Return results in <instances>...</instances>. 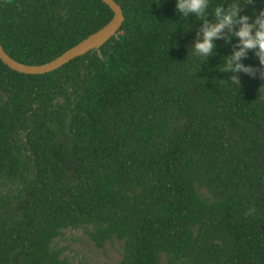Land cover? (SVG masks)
<instances>
[{"label":"trees","instance_id":"obj_1","mask_svg":"<svg viewBox=\"0 0 264 264\" xmlns=\"http://www.w3.org/2000/svg\"><path fill=\"white\" fill-rule=\"evenodd\" d=\"M114 1L115 32L57 67L0 60V264H79L51 246L77 226L120 241L99 264H264V80L221 83L231 45L193 55L202 21L176 0ZM230 2L209 0V22ZM240 6L251 22L264 0ZM110 15L101 0H0V45L44 62ZM241 63L260 67L252 51Z\"/></svg>","mask_w":264,"mask_h":264},{"label":"clouds","instance_id":"obj_2","mask_svg":"<svg viewBox=\"0 0 264 264\" xmlns=\"http://www.w3.org/2000/svg\"><path fill=\"white\" fill-rule=\"evenodd\" d=\"M253 2L254 0H247V5ZM208 8L209 0H176V10L183 17L195 16L198 21H202L203 26L197 33L194 47H190L193 55L208 59L215 55L213 41L223 39L226 44L231 45L233 51L223 58V66L219 70L220 73L230 75L227 80L220 82H228L230 86L240 89L241 81L237 73H244L252 78H256L259 73V78L264 80V9L254 13L255 19L250 22L249 16L240 14L244 9L240 6V0H231L226 8L224 4L214 8L211 13L212 22H209ZM234 38L238 43H231ZM249 51L258 58L259 68L241 63L248 58ZM255 212V208H250L246 215H255Z\"/></svg>","mask_w":264,"mask_h":264},{"label":"water","instance_id":"obj_3","mask_svg":"<svg viewBox=\"0 0 264 264\" xmlns=\"http://www.w3.org/2000/svg\"><path fill=\"white\" fill-rule=\"evenodd\" d=\"M111 10L110 17L99 27L87 33L82 38L63 49L52 58L40 63H24L9 56L0 45V60L7 67L23 73H40L51 70L71 57L93 48L112 35L118 27L122 13L114 0H101Z\"/></svg>","mask_w":264,"mask_h":264},{"label":"rangeland","instance_id":"obj_4","mask_svg":"<svg viewBox=\"0 0 264 264\" xmlns=\"http://www.w3.org/2000/svg\"><path fill=\"white\" fill-rule=\"evenodd\" d=\"M51 246L57 248L70 261L79 264L113 261L120 253V241L111 239L96 245L82 226L62 228L60 234L51 240Z\"/></svg>","mask_w":264,"mask_h":264}]
</instances>
